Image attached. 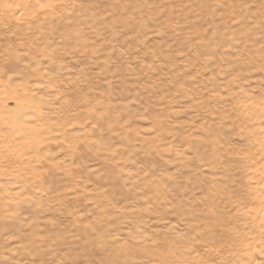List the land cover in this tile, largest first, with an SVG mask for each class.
<instances>
[{
	"label": "rangeland",
	"instance_id": "1",
	"mask_svg": "<svg viewBox=\"0 0 264 264\" xmlns=\"http://www.w3.org/2000/svg\"><path fill=\"white\" fill-rule=\"evenodd\" d=\"M262 121L264 0H0V264H264Z\"/></svg>",
	"mask_w": 264,
	"mask_h": 264
},
{
	"label": "bare ground",
	"instance_id": "2",
	"mask_svg": "<svg viewBox=\"0 0 264 264\" xmlns=\"http://www.w3.org/2000/svg\"><path fill=\"white\" fill-rule=\"evenodd\" d=\"M256 134L258 136V142H257V149L259 153L262 155L264 158V136H261V132H264V121L258 125V127L255 130ZM260 135V136H259ZM24 135L23 137H25ZM4 149L5 153H10L11 149H9L8 146H3L1 150ZM12 153V151H11ZM255 170H260V172L263 174L264 173V164L261 165V167H256ZM260 176L259 178L256 179L257 185L254 187V191L257 192L260 195V199L257 201V206L254 208L252 214L254 215L253 219V227L258 229L259 231L257 234L261 235L263 237L262 243H264V233L261 232V230L264 231V184H260V181H263V179ZM261 229V230H260ZM251 254H255V249L252 248L250 251Z\"/></svg>",
	"mask_w": 264,
	"mask_h": 264
}]
</instances>
